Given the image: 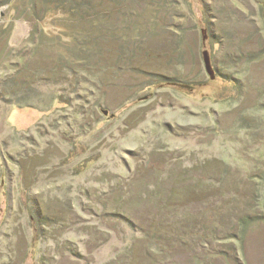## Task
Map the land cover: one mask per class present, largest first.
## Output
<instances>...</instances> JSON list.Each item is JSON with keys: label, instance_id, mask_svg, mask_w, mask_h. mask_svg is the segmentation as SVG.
Instances as JSON below:
<instances>
[{"label": "rangeland", "instance_id": "rangeland-1", "mask_svg": "<svg viewBox=\"0 0 264 264\" xmlns=\"http://www.w3.org/2000/svg\"><path fill=\"white\" fill-rule=\"evenodd\" d=\"M55 5L0 0V264H264V0Z\"/></svg>", "mask_w": 264, "mask_h": 264}, {"label": "trees", "instance_id": "trees-1", "mask_svg": "<svg viewBox=\"0 0 264 264\" xmlns=\"http://www.w3.org/2000/svg\"><path fill=\"white\" fill-rule=\"evenodd\" d=\"M51 3L56 4L55 7H60L63 8L64 13L60 14L59 13V17L61 16H66V15H80V17L85 16H89L90 13H92L93 15L96 13V10L94 11V8H97V3L98 0H49ZM103 1V0H100ZM109 1V0H108ZM111 1V0H110ZM60 5V6H59ZM65 5V6H64ZM97 10H99L97 8ZM88 17H85V19H87ZM90 19V18H88ZM97 20V19H96ZM94 23V20L91 21L90 23L87 22L84 23L83 25H78L76 26V28L72 29V35L68 36V37H64V36H59V41L61 42V44L67 42H70V39H74V43L76 45V54H75V58L71 61L66 60L65 58H63V56L61 55L58 60L55 61V65H54V72L58 71L59 72H64L67 71L68 75L70 77V79L66 80L65 83L69 82L71 83V76H75L77 73L81 72L83 70V68L85 67L84 61H89L94 59V57L96 58H102V56H104L105 54V49L103 48L101 42L103 41L100 32H101V28H99V26L97 27L96 23ZM81 26V27H79ZM76 39V40H75ZM103 62V61H102ZM102 65V64H101ZM87 66V65H86ZM104 66V65H102ZM103 69V68H102ZM53 71V70H52ZM71 75V76H70ZM224 77V76H223ZM226 80H231L229 78L224 77ZM50 80V79H48ZM65 79H60V80H56L55 79H51L50 83L51 84H44L43 86H53V87H57L59 86ZM23 84H27V80L26 82L24 80ZM232 81V80H231ZM49 82V81H47ZM235 83V82H233ZM36 84H38L36 82ZM11 86L15 87L14 84H12ZM16 86L18 87V90L21 89L19 87H21V82H17ZM73 86V85H71ZM52 87V88H53ZM11 91V90H10ZM14 91V90H13ZM20 91H14L12 94V97L15 98L14 100H19L20 102H18V104H25V102H27L29 99L27 98H22L21 92ZM21 95V96H18ZM31 97V98H30ZM29 98L32 99L34 97L30 96ZM17 104V103H16ZM57 106L58 108L62 105V106H68L69 102L66 99H61V98H56L54 97L53 100L51 101V106ZM247 227H244V231H246ZM245 234V233H243Z\"/></svg>", "mask_w": 264, "mask_h": 264}]
</instances>
